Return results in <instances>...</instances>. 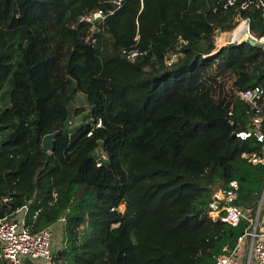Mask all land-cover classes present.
<instances>
[{
    "label": "trees",
    "instance_id": "16d2710c",
    "mask_svg": "<svg viewBox=\"0 0 264 264\" xmlns=\"http://www.w3.org/2000/svg\"><path fill=\"white\" fill-rule=\"evenodd\" d=\"M113 1L0 0V218L25 204L31 231L64 217L54 264H214L245 223L207 217L212 187L236 181L246 207L264 188V164L242 157L261 144L234 136L250 114L238 92L264 89V47L214 51L215 31L248 18L259 38L261 12ZM97 10L91 31L80 18ZM81 94L88 122L75 130Z\"/></svg>",
    "mask_w": 264,
    "mask_h": 264
},
{
    "label": "built area",
    "instance_id": "2783aa9c",
    "mask_svg": "<svg viewBox=\"0 0 264 264\" xmlns=\"http://www.w3.org/2000/svg\"><path fill=\"white\" fill-rule=\"evenodd\" d=\"M124 0H114L116 7H119ZM248 5L261 12V21L264 27V0H222L221 6L226 9L235 6L237 9H245ZM104 14L97 10L87 16H82L80 21L91 24L90 30L95 31L96 22L102 21ZM239 21L245 26L243 35L247 38L256 39L264 45V35L259 38L253 36L249 28V19L235 18L233 22ZM223 32L216 30L215 38ZM226 34V33H224ZM240 38L234 36L230 43H238ZM94 42V40H91ZM220 48H218L219 50ZM217 51V50H216ZM240 100L249 104L250 114L246 128L236 131L234 136L240 140L253 138L261 144L260 155L248 157L252 164H264V131L262 130L263 116L259 104L264 99V89L255 86L238 92ZM104 158V156H102ZM238 184L236 181L218 182L212 187L210 201L206 215L213 221L226 223L236 227L241 222L245 228L237 237L236 244L230 248L224 245L221 252L215 256L214 264H264V188L255 206H242L237 201ZM5 198L4 200H10ZM29 208L25 204L17 213L10 218H0V264H24L29 259L33 264H54L52 244L54 238L60 235L65 225V218L61 217L52 225H48L38 231H31L26 217Z\"/></svg>",
    "mask_w": 264,
    "mask_h": 264
},
{
    "label": "rangeland",
    "instance_id": "374dc122",
    "mask_svg": "<svg viewBox=\"0 0 264 264\" xmlns=\"http://www.w3.org/2000/svg\"><path fill=\"white\" fill-rule=\"evenodd\" d=\"M240 23L241 22L236 21L235 22V27L231 31H229V32H223V34L224 33H226V34L224 36V40H223V44L222 45L218 43V38L219 37L214 38V47H215L214 48V51L218 50V48H222V47L230 44L231 38H232V33H234V30L237 28V26ZM173 59H174V57H171L169 59H166V61L168 63H170L171 60H173ZM86 103H87L86 96L83 95V94H81V95L75 96L73 98V100H71V102L69 104L70 111L71 110H75L78 107H84V108L87 109L86 111L84 110V112H82L79 115H77V116L74 117V124H72V125L76 127L75 130H77L82 124H85V123L88 122V119L85 118L86 112L88 111V106L86 105ZM118 208H119L120 211H123L124 210V205L121 204ZM61 243H62L61 237L60 236H56V238H54V242L52 244L53 253H54L55 249H57L58 247L59 248L61 247Z\"/></svg>",
    "mask_w": 264,
    "mask_h": 264
},
{
    "label": "water",
    "instance_id": "95a60500",
    "mask_svg": "<svg viewBox=\"0 0 264 264\" xmlns=\"http://www.w3.org/2000/svg\"><path fill=\"white\" fill-rule=\"evenodd\" d=\"M243 42H247L251 46H254L257 48H263L264 47V45L260 41H257L256 39H252V38H247L246 35H243L242 37H240L237 44H241ZM54 136H55V133H50V134L43 136V138L41 140L42 150H44L46 152H51L54 149ZM24 264H33V263L31 260L25 259Z\"/></svg>",
    "mask_w": 264,
    "mask_h": 264
},
{
    "label": "bare ground",
    "instance_id": "6f19581e",
    "mask_svg": "<svg viewBox=\"0 0 264 264\" xmlns=\"http://www.w3.org/2000/svg\"><path fill=\"white\" fill-rule=\"evenodd\" d=\"M244 31H245V26L242 23H240L237 26V28L234 30V36L237 37V38H240V37L243 36ZM224 36H225V34H222L218 38V43L221 44V45L223 44Z\"/></svg>",
    "mask_w": 264,
    "mask_h": 264
}]
</instances>
